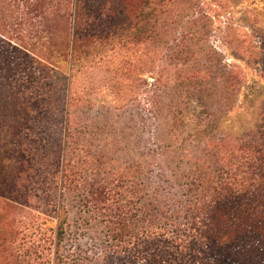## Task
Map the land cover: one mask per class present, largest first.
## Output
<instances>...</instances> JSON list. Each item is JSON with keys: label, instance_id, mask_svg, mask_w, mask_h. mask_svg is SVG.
I'll use <instances>...</instances> for the list:
<instances>
[{"label": "rangeland", "instance_id": "374dc122", "mask_svg": "<svg viewBox=\"0 0 264 264\" xmlns=\"http://www.w3.org/2000/svg\"><path fill=\"white\" fill-rule=\"evenodd\" d=\"M80 1L94 31L66 51L67 0H0V264H187L142 249L183 227L139 215L149 189L184 193L209 155L192 142L164 160L180 132L264 129V0ZM239 250L220 264H264L263 243Z\"/></svg>", "mask_w": 264, "mask_h": 264}, {"label": "trees", "instance_id": "16d2710c", "mask_svg": "<svg viewBox=\"0 0 264 264\" xmlns=\"http://www.w3.org/2000/svg\"><path fill=\"white\" fill-rule=\"evenodd\" d=\"M82 10L80 0H67L64 6L63 15L68 31L66 51L71 48L72 51H78L80 46L77 42L83 33L94 31V25L89 23L88 18L84 19ZM44 13L46 8H42L41 14ZM15 38L21 40L18 35ZM16 45L34 55L39 52L36 51L37 47L30 43L21 42ZM36 55L37 59L44 57L43 53ZM50 58L52 55L48 59ZM34 61L38 63L36 59ZM46 68L47 66H44V69ZM197 135L196 131L180 132L181 143H187L188 146L177 147L180 152L172 146L164 156L165 160L168 155L180 153L179 161L184 160L186 157L181 152H187L192 142L205 151L210 150L209 155L192 157L195 166H190V173H194L192 180L182 187L178 185L184 189V193L182 191L180 195L175 194L168 187L151 188L146 197L144 212L139 215L143 217L142 221L147 223V229L150 225L154 229L164 221H172L183 227V230L175 233L177 239H162L159 232H150L148 237L146 233L142 237L146 235L148 240L144 242L142 249L146 253L150 252L149 250L156 252L158 249L152 256L159 259L176 258V253L172 252L176 250L180 252L183 262V259H187V264L203 260L208 261V264H220L221 252L234 248L241 250L253 243L264 244V129H254L242 138L204 135L202 140H198L195 139ZM23 156L25 155L22 150L21 159L14 158L15 162L19 161V166L15 167L19 174L30 171ZM149 157V166H153L155 160H161H154L152 155ZM176 169H180V166L177 165ZM177 170L171 174L176 180L179 179ZM94 196L97 197L95 200L101 205V209L106 211L110 206L109 199L101 198L98 193H94ZM138 219L139 217L133 214V221L137 222ZM119 236L123 238V232ZM257 260L259 264L261 260Z\"/></svg>", "mask_w": 264, "mask_h": 264}]
</instances>
